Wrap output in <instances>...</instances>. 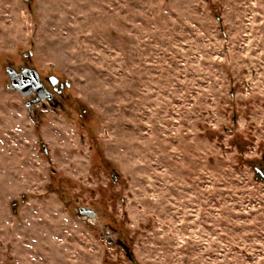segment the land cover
<instances>
[{"label":"rangeland","instance_id":"374dc122","mask_svg":"<svg viewBox=\"0 0 264 264\" xmlns=\"http://www.w3.org/2000/svg\"><path fill=\"white\" fill-rule=\"evenodd\" d=\"M0 264H264V0H0Z\"/></svg>","mask_w":264,"mask_h":264},{"label":"water","instance_id":"95a60500","mask_svg":"<svg viewBox=\"0 0 264 264\" xmlns=\"http://www.w3.org/2000/svg\"><path fill=\"white\" fill-rule=\"evenodd\" d=\"M25 2H28L29 0H24ZM29 54H31L29 52ZM4 70L6 71L7 77H8V83L6 85V88L9 90H16L19 92V94L26 98L27 96H32L33 99L30 101L25 102V108L29 109L31 104L39 103L41 98V91L44 88L43 84L39 80V74L35 69H31L28 67H21L19 69V72H16L12 67H5ZM18 76L19 78H17ZM70 83L66 82V85ZM15 203H12V207L15 206ZM77 215L79 217H85L86 219H94L96 217V212L93 211L89 207H76L75 209ZM14 212V211H13ZM103 234L101 237L106 240V243L108 245H113L117 242V239L112 238L109 232L106 231V229L103 230Z\"/></svg>","mask_w":264,"mask_h":264},{"label":"flooded vegetation","instance_id":"af4514ba","mask_svg":"<svg viewBox=\"0 0 264 264\" xmlns=\"http://www.w3.org/2000/svg\"><path fill=\"white\" fill-rule=\"evenodd\" d=\"M19 69L17 70L16 68L14 70H16V72H19ZM16 77L19 78L18 76ZM41 81L40 82L44 86L41 91L42 100H45L48 105H52L54 108H63L62 106L64 103V99L66 98L64 96V90L65 88H68L69 84L66 85V82H61L55 76L43 77L41 78ZM79 115L81 117V114Z\"/></svg>","mask_w":264,"mask_h":264}]
</instances>
